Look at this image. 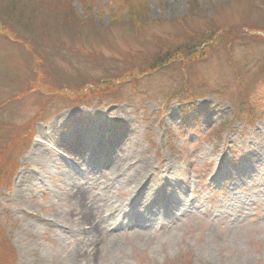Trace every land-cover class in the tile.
<instances>
[{"label": "rangeland", "instance_id": "1", "mask_svg": "<svg viewBox=\"0 0 264 264\" xmlns=\"http://www.w3.org/2000/svg\"><path fill=\"white\" fill-rule=\"evenodd\" d=\"M69 1L21 0L25 18L20 1L0 0V264L71 251L81 264H264V0H139L148 21L131 31L110 25L127 21L124 2L73 0L87 18L74 26L71 8L56 7ZM70 36L100 58L75 46L49 58ZM168 48L186 59L171 73L183 70L185 100L170 84L147 90L166 70L133 78ZM144 170L140 186L116 183Z\"/></svg>", "mask_w": 264, "mask_h": 264}, {"label": "trees", "instance_id": "2", "mask_svg": "<svg viewBox=\"0 0 264 264\" xmlns=\"http://www.w3.org/2000/svg\"><path fill=\"white\" fill-rule=\"evenodd\" d=\"M18 1L21 2V0H18ZM72 2H73V0H71V2L69 1L68 4L58 3V5H56V7L59 8V9H61L60 7H64L66 9H68L69 7L71 8ZM123 2L128 7V10L126 9L128 12L125 15L127 17V21H125L123 18H120L117 15H113V16L111 15L112 19H111L110 25H112V26L113 25H120V26H124L125 25L123 27V29L127 28L130 31L131 30H136V29L138 30V29L143 28L144 27L143 25L146 23L145 21L146 20L148 21V19H147V16L144 15L145 12L142 11L143 10V5H141L139 3V0H108L109 9H111L110 6L115 7V9H123L124 7H122L123 5H121V3H123ZM22 3L23 2L20 3V8H22L21 10H22L23 14L26 16L25 18H27V16H30L31 14H34L37 11V9L39 8V3L40 2L38 1L37 5H35L33 3H31V5L29 4L30 5L29 6V10L31 11V14L27 13V10H25V7H26L27 3L26 4L25 3L22 4ZM80 3L83 4L84 7H85V0H82ZM14 6H16V5H14ZM86 8H88V7H86ZM72 9L73 8L70 9V15L74 19V20H72V24L74 26H77L78 24L83 25L84 24L83 21H85L87 19L86 16H83V18H85V19L80 18L81 15L79 17L78 16L76 17L73 14ZM81 28H83V27H81ZM129 28H131V29H129ZM107 30H112V29L107 28ZM9 36H11V35H9ZM67 38H68L69 41L68 42L65 41V43L62 42L63 40H60L59 44L62 42L60 44V46L57 45V44L53 45V47L52 46H49V47L47 46L48 47L47 51L50 52V53L47 52L49 58L52 57L53 55L56 58L60 54L62 55L61 57H66L63 49L68 47L71 50L72 46H75L76 47L75 49L78 50V51H81V52L83 51L81 56H84L85 58L92 57L93 55H96L98 58H100V56L98 55V53L95 50H88V48H86V45H85V43L83 41V38H80V37H77V36H75V37L70 36V37H67ZM227 38H229V37H227ZM227 38L225 39L226 41L228 40ZM163 39H165V38H163ZM221 40H222V38L218 39L217 42L215 40L213 42L218 44L219 42H221ZM229 40H230V38H229ZM65 44H66V46H65ZM159 46H161V45L160 44L157 45V48H159ZM30 47L32 48V51H33V47L31 45H30ZM54 47H56V49ZM44 50L46 51V49H44ZM84 50L86 51V53H84ZM194 50H195V48H194ZM178 53L179 52L175 51V50H174L173 53H171V48H168L163 53L160 52V51H157V54L154 57L153 61L150 60L151 58H148L147 68H139L137 71L133 72V78L137 79V80L147 81V79L149 77L153 76L152 74L154 73V71L166 70L165 73H163L158 78H156L155 83L160 81L159 84L156 83L155 85H152L151 83H149L147 90H150V94L151 95L156 96V95H159V94H163L165 91H167V90L162 89V87L164 85H166V84L167 85L170 84L171 89L174 88V87H178V89H180V91H178L180 93L177 92L178 93L177 97H179L178 100H180V101L181 100H185V98L189 95V93H191V88L186 83V78L184 79V78L181 77V73L183 72V70L181 69L180 72L177 74V76H176L177 79L172 78V74H171L172 70L176 69L175 68L176 65H179V63L182 62L183 67H184V65L186 64V63H184L185 60H186V59H184L185 57L181 56L182 54L180 55V53L179 54ZM196 54H198L197 50L195 52H193V53L190 52L189 56L190 55L195 56ZM125 57H130V56H125ZM55 58H53V59H55ZM31 59L32 60H36L35 55H33L31 57ZM129 60L130 59H126L125 61L127 62ZM109 62H112V60H110ZM96 64L99 67L103 66V64L101 62H96ZM136 64L137 63H129L127 65H136ZM261 67H262V65H259L258 67L255 68V69L258 70V75H260V77H261V74H260ZM246 69H248V65H247ZM246 69L242 70L238 74L239 75V79L238 80H239L240 83L245 78H250L251 79L250 71H247ZM255 69L251 68L252 71L255 70ZM160 72H162V71H159V73ZM183 75H185V74L183 73ZM137 77H139V78H137ZM106 81H108V82L110 81V83L112 85H116V83L120 84V81H119V79L116 76L115 77H110L109 79L107 78ZM178 81H180V83H178ZM37 84H39L40 86L36 87L35 85H33L31 83V85H33L35 89H39V88L41 90H46L47 89V86H45L46 84H44L43 82L40 81V83L38 82ZM57 89L61 93H65V94L67 93V92H65L66 89L64 90L63 87L62 88H57ZM2 233H4L3 230H2ZM4 237H2V239ZM0 241H1V239H0ZM7 241H4L2 244L5 243L6 246H8Z\"/></svg>", "mask_w": 264, "mask_h": 264}, {"label": "bare ground", "instance_id": "3", "mask_svg": "<svg viewBox=\"0 0 264 264\" xmlns=\"http://www.w3.org/2000/svg\"><path fill=\"white\" fill-rule=\"evenodd\" d=\"M120 143H118L116 146L118 147V145H119ZM82 145V144H81ZM129 148H131L130 146L129 147H125L123 150H128ZM122 151V150H121ZM120 151V152H121ZM120 155V154H119ZM127 157H129V156H127ZM123 158V156L122 155H120V156H118V157H116L115 158V160L114 161H111V160H108V162L107 163H103L102 164V167H104V166H111L112 165V167H114V166H116L117 164H116V162H119V160H121ZM115 168V167H114ZM115 176H117V178H118V180L116 181V183H118V181H119V183H123V184H126V183H131V182H133V184H137L136 186H138L139 184L140 185H142V183L144 182V180L147 178L146 176H147V170H144L143 171V173H141V175L140 174H135V175H132L130 178H123V177H120L119 178V176H118V174H116ZM76 183V181L74 182V184ZM73 184V185H74ZM139 185V186H140ZM82 186H84L85 188H86V186L85 185H82ZM136 186H133V187H131L132 189L134 188V187H136ZM164 189V188H163ZM87 192V190H84V188L82 189V188H77V190L76 191H74V192H72V196H73V199H74V201H76V202H78V199L80 198V196H81V194L82 193H86ZM158 198L157 199H155V200H157L158 201V205L157 206H159V207H162V206H164V205H166V203L168 204V203H170L171 202V200H172V197H171V193H169V191L167 190V188H166V190H164V192H163V190H162V192H161V194H159L158 196H157ZM154 199V198H153ZM161 206H160V205ZM90 208V207H89ZM88 208V209H89ZM145 207H143V209H144ZM139 209V208H138ZM142 210V208H140L139 209V211H141ZM85 212H86V217L87 218H89L90 216H91V213L90 212H88V211H86V210H84ZM110 212H118L119 211V213H118V215L119 216H121V213H122V209L121 210H119V207L118 206H116L115 204L114 205H112L111 206V208H110V210H109ZM148 213H150V212H147V211H145V214H148ZM112 221V220H111ZM176 221V220H175ZM112 222H114V221H112ZM116 224H117V229L118 230H121L122 229V227H123V224H119L118 222H115ZM144 223H147V224H152L151 222H149V221H145V222H143L142 224H144ZM153 225V224H152ZM151 225V226H152ZM92 253V252H91ZM91 253H89V254H91ZM60 257H59V259H58V261H54L53 263L54 264H81L82 263V260H84V255H82L81 253H79L78 251H71V253H69V255H67V256H64L63 254H61V255H59ZM91 256H92V254H91ZM90 256V257H91ZM47 259V258H46ZM44 264V263H43Z\"/></svg>", "mask_w": 264, "mask_h": 264}]
</instances>
